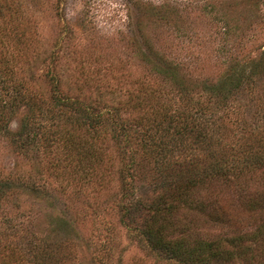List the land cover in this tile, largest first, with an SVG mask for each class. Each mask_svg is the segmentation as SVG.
I'll return each instance as SVG.
<instances>
[{
  "label": "rangeland",
  "instance_id": "374dc122",
  "mask_svg": "<svg viewBox=\"0 0 264 264\" xmlns=\"http://www.w3.org/2000/svg\"><path fill=\"white\" fill-rule=\"evenodd\" d=\"M4 1L0 0V4ZM19 1L31 18L30 25H25V35H32L35 42L32 50L26 49L23 55L16 54L11 59L16 39L5 45L0 41V78L8 86L20 82L22 92L20 101L12 106L6 104L1 115L4 122L0 119V183L19 186L16 193H9L0 203V251L7 244L25 250L33 247L41 235L47 234L51 220L45 213L60 216L58 210L66 204L69 211L62 218L75 225L82 240L78 246L67 244L54 253L61 264H84L98 253L97 247L107 243H111L112 260L122 257L125 262L139 264L145 253L128 240L116 208L122 195L121 180L116 174L120 163L127 164L131 157L135 162L141 158L137 138L140 126L136 122L143 120L147 111L143 103H135L134 96L141 88L135 82L139 80L153 88L157 103L151 105L160 111L188 110L204 101L203 84L217 83L229 73L232 63L256 59L264 50V0ZM172 7L184 9L178 21L182 29L173 24V16L168 18L170 21L161 19L160 10ZM222 12L232 19L231 24L226 23ZM229 25L240 29L231 30ZM137 26L143 30L141 33ZM148 42L164 62L178 66L193 89L194 99L181 94L169 77L154 73L142 61L143 53L150 54ZM86 79L94 82L86 86ZM147 97L151 94L147 93ZM58 98L75 104L68 108L67 116L73 117L68 126L77 127L80 113L90 105L100 112L122 108L120 118L127 120L134 137L109 142L108 152L115 154V174L109 167L108 174L102 172L101 177V171H96L98 177L91 180L92 184L79 186L77 178L61 182L54 172L64 173L62 170L69 168L53 170L55 147L52 152L46 153L44 147V151L36 153L15 135L21 123H30L40 111L62 108L58 107ZM128 100L125 107L119 106ZM244 116L229 117L227 129L236 132L238 125L246 121ZM63 118L66 120V116ZM140 170L146 179L127 178L126 186L131 181L139 187L147 184L152 169L139 165ZM51 199L57 200L55 210L50 208ZM110 233L113 241L108 242ZM93 236L94 240L87 243ZM27 260L31 261V257Z\"/></svg>",
  "mask_w": 264,
  "mask_h": 264
},
{
  "label": "trees",
  "instance_id": "16d2710c",
  "mask_svg": "<svg viewBox=\"0 0 264 264\" xmlns=\"http://www.w3.org/2000/svg\"><path fill=\"white\" fill-rule=\"evenodd\" d=\"M183 10H160L161 19L170 21L168 18L173 16V24L182 29L178 21ZM26 12L19 0L0 4V41L5 45L16 39L11 59L16 54L23 55L26 49L32 50L35 42L32 35H25V25L31 22ZM222 13L226 23L231 24L232 19ZM141 31L137 26V32ZM147 48L150 54L143 53L142 61L150 70L169 77L181 94L194 99L193 89L178 66L164 62L149 42ZM92 82L86 79L84 85ZM135 83L145 94L143 97L137 90L135 103H143L147 111V116L136 122L140 126L137 138L141 158L135 162L131 157L127 164L121 161L116 174L121 180L122 195L116 208L128 240L145 253L139 264H146V260L149 264H264V107L256 106H264V50L256 59L232 63L229 73L217 83L203 84L204 101L188 110L155 109L151 105L157 103L153 88L139 80ZM0 86L2 119L6 104L12 106L20 101L22 92L20 82L8 86L0 78ZM56 100L62 108L40 111L30 123H21L15 135L36 153L45 148L46 153L52 152L55 147L53 170L71 169L69 173L54 172L61 182L77 178L79 186H84L98 177L96 171H101L100 177L102 172L107 175L109 167L115 174V154L108 152L109 142L134 137L127 120L120 118L122 108L100 112L90 105L80 113L81 123L76 127L68 126L73 117L67 116L75 104ZM129 100L119 106L125 107ZM136 107L140 106H130ZM244 114L246 121L238 125L236 132L229 131L228 118ZM139 165H149V173L153 172L147 184L140 187L132 182L146 179ZM127 178L132 181L126 186ZM17 188L18 185L1 182L0 203ZM56 204V199L49 201L52 210ZM58 211L60 216L45 213L51 220L47 234L41 235L33 247L25 250L3 245L0 264H61L54 253L67 244L78 246L82 238L75 225L62 218L69 207L63 204ZM96 236L88 237L87 243ZM96 249L98 253L84 264H138L125 262L122 257L112 260L111 243Z\"/></svg>",
  "mask_w": 264,
  "mask_h": 264
}]
</instances>
